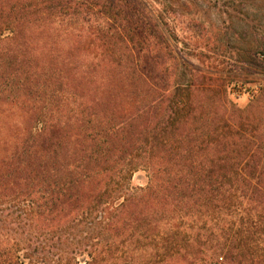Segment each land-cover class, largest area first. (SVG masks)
<instances>
[{
  "label": "trees",
  "instance_id": "trees-1",
  "mask_svg": "<svg viewBox=\"0 0 264 264\" xmlns=\"http://www.w3.org/2000/svg\"><path fill=\"white\" fill-rule=\"evenodd\" d=\"M77 8L84 13L76 15ZM63 9H72L65 15L82 22L99 14L100 25L88 33L98 39L101 55L90 63L91 76L71 52L61 63L57 52L51 54L38 70L55 75L57 90L64 86L79 97L70 112L88 125L76 126L74 134L83 142L68 155L60 153L63 134L47 148L52 137L42 135L50 125L42 118L43 134L35 135L43 145L32 144L6 164L0 174V227L17 222L35 236L9 244L1 239L0 264H200L211 239L201 237L208 220L199 224L198 214L201 208L207 217L213 213L216 195L227 191L241 160L218 152L200 162L193 155L192 129L184 141L183 123L195 120V95L174 83L169 63L176 55L163 14L148 0H0V30L21 37ZM75 76L87 85V99L77 92ZM226 115L217 119L216 131L209 130L212 136H243L242 125L231 128ZM213 139L205 140L203 150ZM139 168L147 181L132 190L128 179ZM33 243L30 252L14 253L19 244ZM211 263L217 264H206Z\"/></svg>",
  "mask_w": 264,
  "mask_h": 264
},
{
  "label": "rangeland",
  "instance_id": "rangeland-1",
  "mask_svg": "<svg viewBox=\"0 0 264 264\" xmlns=\"http://www.w3.org/2000/svg\"><path fill=\"white\" fill-rule=\"evenodd\" d=\"M148 1L164 17L168 46L176 55L177 63H169L174 83L181 86L182 93L194 89L195 120L183 123L184 141L192 129L193 155L200 162L204 155L218 152L241 160L237 177L232 176L226 186V198L221 201L223 192L216 195V208L209 217L202 208L198 214L199 224L208 220V229L201 230V237L211 239L200 264H264V59L259 57L264 55V0ZM69 10H53V21L29 27L25 30L31 31L21 37L9 28L0 30V174L7 170V163L22 157L32 144L43 145V138L35 135L43 134L42 118L50 125L49 133L42 135L52 137L47 140L48 149L55 140L62 139L59 134L65 135L59 143L60 153L70 155L83 142L74 134L75 128L88 123L85 117L74 119L70 112L78 105L79 97L63 90L64 86L57 90V81L52 80L55 75L38 70L51 54L57 52L61 63L63 55L71 52L89 71L85 75L93 74L90 63L101 55V50L97 48L98 39L88 29L100 25L99 14L82 22L67 17ZM76 13L84 12L77 8ZM24 38L28 39L26 43H22ZM21 52L27 53L28 59L22 58ZM73 79L79 85L77 92H84L87 99L90 91L84 80L76 76ZM224 113L231 128L236 123L242 125L245 136L218 139V132L212 136V128L217 130L216 121ZM53 127L54 133L50 131ZM207 132L216 142L208 141L203 150L210 138ZM146 181V171L140 168L128 179L132 190ZM27 235L33 240V229L17 222H5L0 227V240L6 239L8 244ZM33 245L19 244L14 253L21 256ZM139 259L134 256L135 263Z\"/></svg>",
  "mask_w": 264,
  "mask_h": 264
},
{
  "label": "built area",
  "instance_id": "built-area-1",
  "mask_svg": "<svg viewBox=\"0 0 264 264\" xmlns=\"http://www.w3.org/2000/svg\"><path fill=\"white\" fill-rule=\"evenodd\" d=\"M259 57H260L261 59H264V55H263V54H259Z\"/></svg>",
  "mask_w": 264,
  "mask_h": 264
}]
</instances>
